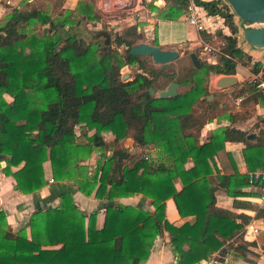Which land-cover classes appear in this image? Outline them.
Wrapping results in <instances>:
<instances>
[{"label": "trees", "instance_id": "16d2710c", "mask_svg": "<svg viewBox=\"0 0 264 264\" xmlns=\"http://www.w3.org/2000/svg\"><path fill=\"white\" fill-rule=\"evenodd\" d=\"M93 1L79 0V15L61 11L52 16L25 2L0 16V167L14 177L17 189L29 193L47 184L43 162L50 160L54 180L73 179L81 191L93 192L97 198L139 192L151 199L153 210L107 205L98 227L97 211L81 210L65 190L58 205L31 215L28 238L25 227L17 232L7 228L0 209V264H140L163 230L177 255L173 264L209 258L223 244L244 252L248 243L243 241V229L249 216L217 206L215 191L222 187L234 195L248 176L213 174L209 159L214 162L226 141H243L250 166L264 167V130L253 143L247 139L248 130L227 124L215 128L207 141L198 142L199 131L214 118H227L232 124L250 115L246 109H229L220 98L241 97L243 107L249 102L264 104V88L257 86L259 79L264 80V64L258 61L251 65L256 80L241 82L231 96L215 88L221 96L207 98L211 74H234L238 63L252 61L238 46L231 7L225 0H192L208 15L223 18L230 33L216 28L202 30L201 37L219 44L230 57L219 55L215 63L202 60L189 74L178 76L170 68L149 65L148 56L130 53V46L143 36L136 24L116 31L114 46L80 37L72 26L81 20H100L102 15ZM164 1L161 9L153 0L147 1L152 10L160 9L163 19L186 14L191 3ZM37 24L47 26L40 30ZM126 64L139 69L130 79H123L120 71ZM171 81L178 84L175 96L150 94V86L159 91ZM104 132H109V139ZM126 137H132L141 150L131 152L125 147ZM146 146L158 148L161 159L158 154L148 156ZM95 150L99 158L90 170L83 161ZM189 157L193 164L186 167ZM175 177L182 182L180 189ZM169 197L179 214H192L193 221L171 223L165 216ZM57 243L58 248L42 247Z\"/></svg>", "mask_w": 264, "mask_h": 264}, {"label": "crops", "instance_id": "0c3cea01", "mask_svg": "<svg viewBox=\"0 0 264 264\" xmlns=\"http://www.w3.org/2000/svg\"><path fill=\"white\" fill-rule=\"evenodd\" d=\"M3 0H0V4L4 6ZM5 0V2L12 3V5H7V7L3 8L4 15L9 11L12 6H21L25 2L30 0H24L22 4L20 2L22 0ZM59 1V6L61 9L58 12H65L71 11V13L78 14L77 6L79 4V0H54ZM94 9L98 10L96 0L93 1ZM155 4L160 6L164 4V0H153ZM149 5V4H147ZM197 9L202 16L203 21L207 27L206 30L213 32L216 28H222L225 33H230L228 27L223 23V18L219 15H208L206 10L202 6H198ZM100 11V10H98ZM57 12V13H58ZM152 22L154 25V34L152 35V43L153 39L161 38V34H168L170 35V31L168 30L169 24L181 22L186 24L187 26L184 27V35L180 39H176L173 43L169 42L168 45L163 46L167 48H175L176 45H183L184 48H197L199 44V37L201 32H199L192 24H189L186 19V14L179 16L177 19H163L159 17V13L156 10H149ZM55 13L53 16H55ZM98 13V12H97ZM1 15L0 16H4ZM147 16L145 13H141L137 18H134V23L138 26V21H143ZM129 17H126V20ZM125 19V18H123ZM122 20V19H121ZM80 23L75 24L72 26L73 29H77ZM95 22V25L100 24V20H90ZM161 23H165L166 29L168 32L164 31L162 33L163 28L161 27ZM132 25V24H131ZM80 31V30H79ZM171 38V37H170ZM238 46L250 54L252 61H258L261 64H264V47L258 48L253 47L249 43H247L243 38H238ZM151 43V42H150ZM199 56V55H198ZM200 58V57H199ZM211 58V57H210ZM209 58V59H210ZM247 62L245 64L238 63L236 66V73L234 75L237 77V82L231 86L226 88L228 89L235 87V85L240 84L243 81H247L252 75L251 71V62ZM211 79L216 78L224 75V74H211ZM217 81V80H216ZM216 87V86H214ZM264 88V87H258ZM208 98V96H207ZM209 99V98H208ZM241 99V97H240ZM222 104V102H221ZM256 107V116L263 115L261 111H264V104L263 103H253ZM255 115H249L247 118L237 121L235 123H230V120L227 118H214L212 121L206 123L198 133V142H205L209 139V136L212 134V131L222 125H235L238 128L248 130L249 133H254L255 136L249 138L253 143H257L259 140V132L263 128L264 124L255 123L253 127V123L256 121ZM259 117V116H258ZM263 120V119H262ZM263 122V121H262ZM264 123V122H263ZM77 128V127H76ZM77 132H79L76 129ZM109 133V132H104ZM247 134V135H248ZM128 139L131 142L125 143L124 141ZM123 145L131 152H137L141 150L139 147L135 145V141L132 137H126L123 140ZM155 148H150L148 146L145 147V151L148 152V156L153 154V150ZM245 143L243 141H226L225 148L219 151L214 156V162L212 159H209V162L213 169V174H227V175H245L248 176L250 171L256 170L261 168L260 166L252 167L250 166L249 162L245 156ZM99 151H93L89 157L86 158L83 163H87L90 166V170L92 165H96V161L99 158ZM98 155V156H97ZM157 155V154H156ZM259 157V156H258ZM165 160V158H162ZM251 163V158H249ZM4 161H1V165H4ZM21 162L17 166H12L13 170H16L22 165ZM193 164V160L189 157L185 163L186 167H190ZM252 165V164H251ZM44 173L45 177L48 179V182L43 187L39 188L36 191L24 193L15 187V179L12 175L5 174L1 167H0V209L5 212L6 220H7V228L13 232H17L22 227H25L27 237L30 238L31 231L29 225V219L31 215L36 210H45L50 206H55L59 204L60 201V193L68 190L72 193L73 199L77 206L84 210L86 213H91L92 211H97V218L96 223L98 227H101L104 222L105 216V207L111 204H132L138 207H143L147 210L152 211L153 206L151 204V199L142 193L135 192L128 196L122 197H115L113 199H105V198H97L95 197L94 193L86 194L81 191L75 181L73 179H69L67 177L54 180L52 177V170H51V163L50 160H45L43 162ZM94 168V167H93ZM52 178V180H51ZM238 178V177H237ZM237 180V179H236ZM245 184L238 185L236 190L237 192L232 194H228L225 189L219 187L215 191L216 195V205L222 208L231 210L233 212L239 214H246L249 216V221L252 222L259 228V231L255 234L252 232H247L246 235L243 236V241L248 243V249L244 250V252H234L230 248L223 244L219 250L214 251L222 258H218L221 264H264V201L261 200V184L260 182H251L248 178H244ZM247 180V181H246ZM174 184L177 189L182 187V182L179 177L174 178ZM165 216L166 218L173 223L174 225H181L186 221H193L194 216L192 214L189 215H180L175 201L173 197H169L165 201ZM87 220V217H86ZM61 244H44L42 245L43 248H58ZM213 252V253H214ZM177 259V255L172 250V245L170 242L169 235L167 231L163 230L161 235H158L151 247L150 254L148 258L141 262L140 264H173ZM208 258H202L199 261L193 264H203Z\"/></svg>", "mask_w": 264, "mask_h": 264}, {"label": "rangeland", "instance_id": "374dc122", "mask_svg": "<svg viewBox=\"0 0 264 264\" xmlns=\"http://www.w3.org/2000/svg\"><path fill=\"white\" fill-rule=\"evenodd\" d=\"M13 1H15V0H13ZM23 1L24 0H22L20 2V4H22ZM146 1H150V0H146ZM2 2H4V6L0 4V14L4 15L3 8L7 7V5H9V6L12 5V3L10 4L8 2H5V0H3ZM28 3H29V5H33V6H36L38 8H41L43 11H45L46 13H48L52 16L55 13H57L59 9H61V7L59 6L60 2L54 1V0H30V1H28ZM159 7H160V9L164 8L165 3L161 4ZM147 10H148L147 13H145V15L147 16L146 17L147 19H145L143 21H138V24L140 25V30H138V28H137V30L142 32L143 36L137 42L148 41V42L152 43V36H147L145 34L144 29H143V26H146L148 24L153 23L150 12H149V10H151V7L149 5H147ZM111 13H112V11H111ZM112 15L113 16L110 15V11L108 12V14L102 13V15H100V22H99L100 24H98V25H95V22H92L90 20H84L83 22H81V28H79L80 25L77 26V28L80 30L79 31L80 37H82L86 41H100L101 43H104V40L107 37H109V39H110L109 43L111 42V45L114 46L113 38L115 36V32L116 31L121 32L125 27L133 24L134 20L131 17H129L126 20V17L128 16L126 13H120V12L115 13L114 12ZM123 18H125V19H123ZM235 21L238 25V32L236 33V36L238 35V38L242 39L243 38V29L245 27L244 23L242 21H239V19L237 17H235ZM245 24H247V23H245ZM46 26H47V24H45V25L37 24L36 28H38L40 30H44L46 28ZM186 26H187L186 24L181 23V22L169 24L168 30L170 31V35L161 34V38H158L155 41H153L154 44L156 43L159 46L163 47V46L168 45L169 42L173 43L174 40L182 38V36L184 35V30H185L184 27H186ZM161 27L163 28L162 33H164V31L168 32V30L166 29L165 23H161ZM181 47L183 48L184 46L183 45H176L175 46V48L179 50L180 56L177 57L176 59H174L173 61H171L169 64L170 70L175 72L178 76H182V75H186V74L190 73V70L192 69L193 63L189 57V52L195 51L194 50L195 48L191 47V48H188V52L185 53L182 51ZM124 48H125L124 46H121L120 51L124 52ZM197 49L199 50V57H200L201 61L206 60L208 62H211L209 59L210 57H212L211 54L207 53L205 50H202L201 47H197ZM148 57L152 61L151 57L150 56H148ZM152 64H153V62L152 63L149 62V65H152ZM137 70L138 69H137L136 65L126 64V65L121 67L120 71H121L122 76L126 74V77L123 79H130L137 72ZM211 76L212 75H210V77H209L208 83L210 84V89H211L210 94H212V98H209L208 100H213L215 98H219V96H221L220 93H223V92H225L226 95L231 96L232 93L234 92V90L239 87V84H238V85H235V87L221 90L220 87H217V85H216L217 79L216 78L211 79ZM214 86H216V87H214ZM215 88H219L220 93L215 92L216 91ZM157 92H158V90L156 91L155 95H157ZM6 98L10 99V97L8 95H6ZM220 99H222L221 100L222 103L225 102L226 105H228L229 109H231L233 111H235V110H242L243 111V109H246L247 111L250 112V115L256 116V114H257L256 113L257 107L252 102H249L247 105H245L243 107L240 103L241 99L238 102L236 101L237 98L226 99V97H222ZM261 112H262V114H264V111H261ZM258 116H256V121L253 123V125L248 126V127H253L254 124L258 123V122L260 124H264L262 122V116L263 115H258ZM261 127H262V125H261ZM76 129L80 133L82 132V128L80 126H77ZM92 132H93V129L89 130L88 134H91ZM104 136L106 137V139H109L110 135H109V133L108 134L104 133ZM79 139L86 140V138L83 136H80ZM124 142L127 144L131 141L126 139ZM157 149L158 148L153 150V154H154L153 156H157L156 155V154H158ZM89 158H91V157H89ZM158 158L161 159L160 154H158ZM93 167H94V165L91 166V169H93Z\"/></svg>", "mask_w": 264, "mask_h": 264}, {"label": "water", "instance_id": "95a60500", "mask_svg": "<svg viewBox=\"0 0 264 264\" xmlns=\"http://www.w3.org/2000/svg\"><path fill=\"white\" fill-rule=\"evenodd\" d=\"M125 0H115L120 3ZM231 7L235 17L244 23L243 39L253 47H264V0H225ZM247 23V24H245ZM81 28V25L79 26ZM145 34L152 36L154 34V25L148 24L143 26ZM140 30V26H138ZM107 39V40H106ZM104 42L109 43L107 37ZM130 53L135 55L150 56L152 61L161 64L163 68H168L171 61L180 56V52L176 48L161 47L158 44L148 41L136 42L130 46ZM189 57L195 67H199L201 60L195 51L189 52ZM126 74L122 76L125 78ZM237 82V77L234 74H225L218 77L216 81L217 87L226 88ZM150 94H156L154 87H149ZM178 93V84L171 81L168 85L157 92V96L166 98L175 96ZM208 98H212V94H208ZM255 136L254 133H249L247 137Z\"/></svg>", "mask_w": 264, "mask_h": 264}, {"label": "built area", "instance_id": "2783aa9c", "mask_svg": "<svg viewBox=\"0 0 264 264\" xmlns=\"http://www.w3.org/2000/svg\"><path fill=\"white\" fill-rule=\"evenodd\" d=\"M96 3L98 10H100L102 13L107 14L110 11L111 16H113L112 14L114 12H120L126 13L128 15L127 17H131L132 19H134L137 18L141 13H147L148 11L146 0H125L120 3H116L115 0H96ZM197 7L198 5L194 4L191 0L189 10L186 13V21L189 24H192L199 32H201L202 30H206L207 27ZM198 47H201L202 50H205L207 53L212 55V57L210 58V61L212 63H215L218 60L219 55L230 57L228 53L223 51L219 44H214L201 37V35L199 37ZM252 62L250 66L252 65ZM257 78L258 76L255 73H252V75L247 78V81L252 82ZM257 86L264 87V80L259 79ZM239 100L240 98L236 99L237 102ZM262 128L264 130V125L262 126ZM248 178L251 182H260L262 189L260 198L262 201H264V167L250 171L248 173ZM249 231L256 234L259 231V228L250 221L244 225L243 234L246 235ZM203 264H221V262L217 257V253L214 252Z\"/></svg>", "mask_w": 264, "mask_h": 264}, {"label": "flooded vegetation", "instance_id": "af4514ba", "mask_svg": "<svg viewBox=\"0 0 264 264\" xmlns=\"http://www.w3.org/2000/svg\"><path fill=\"white\" fill-rule=\"evenodd\" d=\"M153 61H151V63H152ZM155 64V65H154ZM152 65H154V66H161V64H157V63H155V62H153V64ZM163 68V67H162ZM169 68V67H168ZM165 69H167V68H165ZM139 70V69H138ZM157 91V90H156Z\"/></svg>", "mask_w": 264, "mask_h": 264}]
</instances>
